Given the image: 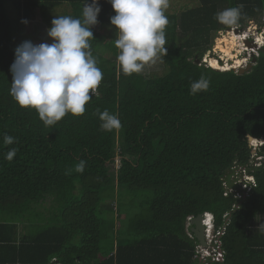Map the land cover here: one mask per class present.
<instances>
[{"label":"trees","instance_id":"16d2710c","mask_svg":"<svg viewBox=\"0 0 264 264\" xmlns=\"http://www.w3.org/2000/svg\"><path fill=\"white\" fill-rule=\"evenodd\" d=\"M195 1L179 14L166 11L163 70L146 77L121 72L115 13L99 0L91 29L104 75L98 95L83 116L46 127L9 94L15 47L6 5L17 23L37 13L49 29L57 7L80 18L85 0H0V264H203L187 219L204 213L222 253L211 264H264V143L252 150L264 142V47L242 74L200 63L227 30L216 13L242 4L238 29L264 26V0ZM201 75L208 91L190 94ZM97 109L117 114L122 128L101 130ZM4 135L16 143L4 145ZM121 189L144 197L126 220L114 201Z\"/></svg>","mask_w":264,"mask_h":264},{"label":"clouds","instance_id":"9594fccd","mask_svg":"<svg viewBox=\"0 0 264 264\" xmlns=\"http://www.w3.org/2000/svg\"><path fill=\"white\" fill-rule=\"evenodd\" d=\"M107 2L115 13L110 18V25L115 29L114 47L118 50L117 61L121 72L125 76H131L142 73L146 66L163 63V57L167 54L166 29L169 18L166 11L170 0H107ZM100 11L99 0H91L90 3L85 0L80 18L58 15L51 20V27L46 31L52 43L37 45L31 41H24L14 50V61L10 66L12 83L9 94L18 107L34 110L46 127H55L68 115L83 116L86 105L93 95H98L104 75L92 52L94 36L91 29L97 25ZM243 17L242 4L225 8L215 14L217 23L225 26L227 31H240L238 28ZM243 41L246 45L249 43V47L257 48V53L252 54L251 60L257 56L258 50L264 47H261L253 36L246 35ZM209 87L210 79L201 75L198 80L191 83L190 94L206 92ZM97 112L101 130L111 132L122 128L117 114L107 109L102 112L97 109ZM3 143L6 146L13 145L16 138L4 135ZM16 153V148H10L5 159L11 162ZM86 165L87 161H78L75 171L82 174ZM207 215L211 218L209 237L214 230L212 215L204 213L203 225L207 243L205 249L208 248L209 238ZM188 224L190 228V221ZM213 235L216 238V233ZM216 246L217 249L213 253V256L216 255L215 260L222 256L220 246L218 244ZM199 259L201 260L200 257Z\"/></svg>","mask_w":264,"mask_h":264},{"label":"rangeland","instance_id":"374dc122","mask_svg":"<svg viewBox=\"0 0 264 264\" xmlns=\"http://www.w3.org/2000/svg\"><path fill=\"white\" fill-rule=\"evenodd\" d=\"M195 5H196L195 0H170V4H169V8L167 9V12L172 13V14L173 13L179 14L181 11L185 10L186 8L193 7ZM6 9H7V14L9 15V19L12 22L11 23L12 27L14 28L13 42H14L15 48L24 41H31L33 44H37V45L40 43H49V44L52 43V41L47 36L46 30L48 28H46V26L41 22L37 13L33 20L27 23H22V22L17 23L16 20L18 19V16L15 10H13L12 8H9V5H6ZM64 9H65L64 7H61V8L57 7L55 9V14L62 15ZM97 29L101 33H104V34L109 33L110 31L109 28H99L98 27ZM235 31L236 30H232V31L222 30L219 33H217L213 39V45H212L211 50L207 54L204 55L200 63L207 67H211L209 63L204 64V62H206L204 60L206 58L209 59L208 57L214 58L216 60L223 59V62H226L228 56H224V54L219 51L218 46H224V48L226 49L227 48L226 44L230 42L231 38H233V35H234L235 36L234 40H235L236 45H233L232 47L231 58L233 60L232 62L234 63L236 67H234V69L233 68H230V69H233L234 71H236L238 68H243L246 65L250 64L251 56L252 54L255 55L257 53V48L255 49L254 47H249L248 45H246V43L243 41V38L246 35H249L250 37L253 36V38H256L258 40V44L261 47L264 46V26L263 25L260 26L255 22H251L248 24V26L245 28L244 31L237 30L238 32L236 33ZM242 33H244L243 36L241 35ZM161 70H163V63L158 62L155 65L146 66L142 74L148 77L151 74L153 75L160 74ZM221 70L226 71L223 69ZM256 160H259V159H256ZM115 161L117 162L118 158H116ZM139 192L140 191H136L135 193H132V192L129 193L125 189H121L119 193L118 191L115 192L114 201L118 207V212L121 214L120 216L121 220L129 219L132 216L136 208L139 209L140 207L144 206L143 205L144 197L142 196V193H139ZM111 203L112 201L108 200L105 205L110 206ZM112 207H114V204H112ZM145 210L143 211L144 213H145ZM187 222H188V219H187ZM214 233L215 231L212 230V235ZM209 239L212 241L213 236H210ZM214 248H215L214 242H211L209 247L206 250H202L199 245L196 246L198 256L201 258V261L203 262V264H211L213 260H215L216 255L213 256V253L215 250Z\"/></svg>","mask_w":264,"mask_h":264},{"label":"water","instance_id":"95a60500","mask_svg":"<svg viewBox=\"0 0 264 264\" xmlns=\"http://www.w3.org/2000/svg\"><path fill=\"white\" fill-rule=\"evenodd\" d=\"M228 31H230V30H228ZM236 32L237 31H235V33ZM218 63H219V65H221L222 61L219 59ZM254 63H255V59H254V57H252L250 64L246 65L243 68H239L237 70V73L242 74V73L249 71L252 68ZM238 191L240 193L243 192L242 189H239ZM190 233H192V235L194 236V238L198 242V245L201 248L205 249L207 246V243H206V232H205V228L203 225V214H199L196 217L191 218V220H190Z\"/></svg>","mask_w":264,"mask_h":264},{"label":"bare ground","instance_id":"6f19581e","mask_svg":"<svg viewBox=\"0 0 264 264\" xmlns=\"http://www.w3.org/2000/svg\"><path fill=\"white\" fill-rule=\"evenodd\" d=\"M235 36L233 35V38H231V40H230V42H228L227 44H226V49L224 48V46H218V49H219V51L221 52V53H223L224 54V56H228V58H227V61L226 62H223V59L221 60L222 61V64L221 65H219V63H218V59L216 60V59H214V58H210V57H208L209 59H205L204 61H206V63H209L210 64V66L211 67H213V68H216V69H223V70H228V69H230V68H233L234 69V67H236L235 65H234V63L232 62L233 60H232V58H231V52H232V47H233V45H236L235 44ZM256 42L258 43V40L256 39ZM256 43V44H257ZM248 44V46H250V44L249 43H247ZM234 50V49H233ZM231 61V62H230ZM236 63V62H235ZM211 220V218H210V216L209 215H207L206 216V225H208V227L210 228V221ZM206 232V231H205Z\"/></svg>","mask_w":264,"mask_h":264},{"label":"built area","instance_id":"2783aa9c","mask_svg":"<svg viewBox=\"0 0 264 264\" xmlns=\"http://www.w3.org/2000/svg\"><path fill=\"white\" fill-rule=\"evenodd\" d=\"M264 142H263V140H260V141H258L257 143H254V146H253V148H252V150H253V155H255L254 154V152L259 148V147H261L262 146V144H263ZM258 161V160H257ZM244 173V172H243ZM245 177H246V179H245ZM244 180L246 181V183H250V182H253V178L252 177H248V176H246V175H244ZM240 186H241V188L242 189H245L246 188V185L242 182L241 184H240ZM188 221H190V218H188ZM189 225V224H188ZM210 229H209V227H207V237H209V235H210V231H209ZM211 236H213V238L215 239V240H210L209 238H208V247H209V245H210V243L211 242H214V244H215V250H214V252L216 251V249H217V240H216V238H215V236L214 235H212L211 234ZM202 250H206V249H202ZM197 254H198V252H197Z\"/></svg>","mask_w":264,"mask_h":264},{"label":"crops","instance_id":"0c3cea01","mask_svg":"<svg viewBox=\"0 0 264 264\" xmlns=\"http://www.w3.org/2000/svg\"><path fill=\"white\" fill-rule=\"evenodd\" d=\"M9 5V4H8ZM9 8H11V5H9ZM11 10V9H10Z\"/></svg>","mask_w":264,"mask_h":264}]
</instances>
